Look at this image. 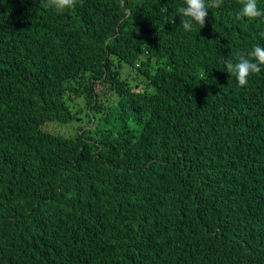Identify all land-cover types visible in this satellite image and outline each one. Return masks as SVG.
Instances as JSON below:
<instances>
[{
  "label": "trees",
  "instance_id": "1",
  "mask_svg": "<svg viewBox=\"0 0 264 264\" xmlns=\"http://www.w3.org/2000/svg\"><path fill=\"white\" fill-rule=\"evenodd\" d=\"M183 5L0 0V264H264V16Z\"/></svg>",
  "mask_w": 264,
  "mask_h": 264
},
{
  "label": "clouds",
  "instance_id": "2",
  "mask_svg": "<svg viewBox=\"0 0 264 264\" xmlns=\"http://www.w3.org/2000/svg\"><path fill=\"white\" fill-rule=\"evenodd\" d=\"M78 0H41L42 7L45 9H54L57 13H63L65 10L76 7ZM240 10L236 14L237 20H254L264 16L257 6V0H238ZM223 0H184V5L178 8V14L184 19L181 21L185 31H190L193 24H199L202 27L205 24L208 10L210 8H219ZM163 11H167L163 9ZM264 37V32L260 33ZM227 73L235 77L240 86L248 83L250 75L261 72L264 67V46L259 44L247 52H237L235 59H226L224 61Z\"/></svg>",
  "mask_w": 264,
  "mask_h": 264
},
{
  "label": "rangeland",
  "instance_id": "3",
  "mask_svg": "<svg viewBox=\"0 0 264 264\" xmlns=\"http://www.w3.org/2000/svg\"><path fill=\"white\" fill-rule=\"evenodd\" d=\"M85 97L79 98L76 102L72 104V109L75 111L76 108H82L79 114L76 115L75 123L67 124V125H56L57 128L61 132H74L76 131L80 126L83 128H89L92 126L93 122L89 123L87 120V117L84 115V111L86 109L85 107Z\"/></svg>",
  "mask_w": 264,
  "mask_h": 264
}]
</instances>
